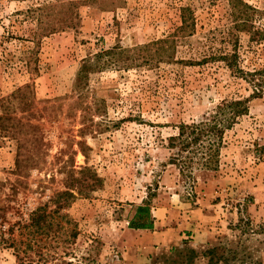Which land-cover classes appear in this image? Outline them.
Wrapping results in <instances>:
<instances>
[{"label": "rangeland", "instance_id": "1", "mask_svg": "<svg viewBox=\"0 0 264 264\" xmlns=\"http://www.w3.org/2000/svg\"><path fill=\"white\" fill-rule=\"evenodd\" d=\"M182 8L196 24L186 38L177 32ZM234 14L245 30L235 28ZM257 32L264 35V0H0V184L5 194L28 193L11 203L14 212L26 218L63 191L72 167L102 181L64 212L74 240L57 236L44 251L2 244L0 264H120L116 245L142 206L165 212L162 229L174 240L184 219L199 224L200 246L181 230L188 240L164 246L158 264H264V91L252 98L264 69ZM165 39L176 40L169 62L159 55ZM115 47L126 54L104 57L100 66H109L75 92L83 62ZM221 53L237 56L246 79L221 62L192 64ZM239 99L250 100L249 112L226 133L219 169L181 176L169 164L168 138ZM17 155L27 160L30 190L12 176Z\"/></svg>", "mask_w": 264, "mask_h": 264}, {"label": "trees", "instance_id": "2", "mask_svg": "<svg viewBox=\"0 0 264 264\" xmlns=\"http://www.w3.org/2000/svg\"><path fill=\"white\" fill-rule=\"evenodd\" d=\"M239 18V16L234 14L235 28L245 30L246 21H241ZM195 26L192 11L189 8H182L181 26L177 29V32L181 34L182 38L190 37L195 32ZM256 34L260 40L264 41V35L261 32H257ZM175 41L174 39L160 41L162 53L159 55L166 58L163 60L168 62L171 60L168 51L173 48ZM116 52H118L119 56L126 54L125 51L115 47L95 55L94 61L93 59L84 61L75 79V92H80L83 89L89 74L106 69L112 61L107 60L103 63V66H100L101 60L104 57H111ZM236 59L237 56L235 54L225 55L221 53L219 55L204 56L203 59L192 64L199 66L205 65L208 62H221L232 70L236 76L246 79L243 71L237 67ZM263 76L264 69L256 71L252 98L258 97L264 91ZM249 99H239L230 102L222 101L217 104L212 112L207 113L201 119L193 121L190 124L179 125L177 127V134L169 137L167 140V148L174 152L169 159V164L175 166L181 176L186 175L190 179H192L193 171L196 169L208 172L217 171L220 166L224 137L241 118L248 115ZM15 166L16 168L12 176L16 178V185L23 186L25 190H30L28 182L30 176L25 173L27 160L17 155ZM101 182L97 175L87 167L81 168L79 171H75L74 167H72L63 180L65 189L63 191H54L48 195L46 201L39 202L33 210L25 214L26 218L18 215V212H14V207L11 206V203L22 199L19 197L20 193L25 196L28 193L21 192L22 189L12 187V193L5 194L6 182L0 184V194H3L4 197L0 199V245L8 244L9 248L17 249V251H44L48 245V241L50 243L54 239V243L59 244L57 236H65L67 243L74 240L77 236L76 231L72 230L67 235L63 227L64 223H69L68 216L64 212L70 208L71 204L78 197H86V192L95 189ZM38 191L36 190L39 196L42 197V191L40 193ZM8 217H17V221L11 223L8 229L2 232L1 230H3L5 222L7 223ZM128 228L151 230L153 225L149 208L146 206L138 207Z\"/></svg>", "mask_w": 264, "mask_h": 264}, {"label": "crops", "instance_id": "3", "mask_svg": "<svg viewBox=\"0 0 264 264\" xmlns=\"http://www.w3.org/2000/svg\"><path fill=\"white\" fill-rule=\"evenodd\" d=\"M164 212V211H163ZM156 210L151 212L152 225L151 230H135L126 228L121 234V240L116 245V256L120 264H158V259L169 251H161L164 246H169L173 241L175 244L183 243L188 240L189 232H191L190 239L195 242H190L191 245L200 246L203 242L197 231L199 224L188 223L184 221L178 224L176 232L178 234L173 237V232L163 230L162 226H168V219L165 212ZM201 212L198 210L194 215L199 216ZM157 218V219H156ZM188 220V219H187ZM181 230L188 232L181 233ZM195 236L193 237V235ZM198 237L200 240L198 241ZM200 242V243H199Z\"/></svg>", "mask_w": 264, "mask_h": 264}]
</instances>
